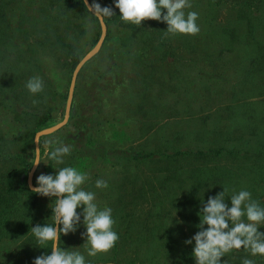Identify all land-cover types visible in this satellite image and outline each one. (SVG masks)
Masks as SVG:
<instances>
[{
    "label": "rangeland",
    "instance_id": "374dc122",
    "mask_svg": "<svg viewBox=\"0 0 264 264\" xmlns=\"http://www.w3.org/2000/svg\"><path fill=\"white\" fill-rule=\"evenodd\" d=\"M96 2L111 7L114 19H97L83 0L0 5V213L10 212L0 264H33L51 253L31 228L52 223L54 198L28 189L65 166L88 174L82 187L99 208L112 209L119 239L88 256L81 206L76 231L61 234L62 248L80 251L88 264H195V242L185 241L200 230L208 197L224 187L229 207L240 190L264 203V181L252 191L264 163L254 166L242 153H194L260 146L249 129L257 120L261 128L264 117V3L253 11L240 0H190L185 12L199 14L193 36L165 35L164 21L121 23L114 0ZM33 76L44 82L35 95L25 87ZM36 139L39 167L31 165ZM48 139L72 146L63 164L48 159L58 146ZM97 180L108 187L97 188ZM235 258L242 264L254 256L241 248L221 260Z\"/></svg>",
    "mask_w": 264,
    "mask_h": 264
},
{
    "label": "clouds",
    "instance_id": "9594fccd",
    "mask_svg": "<svg viewBox=\"0 0 264 264\" xmlns=\"http://www.w3.org/2000/svg\"><path fill=\"white\" fill-rule=\"evenodd\" d=\"M89 13L97 19L111 18L115 15L111 7H101L96 0L91 4L83 0ZM119 9L120 19L137 26L144 20L164 21L167 24L165 35H197L200 31L196 21L199 14L195 11L185 12L191 8L190 0H114ZM162 9L166 12L162 13ZM26 89L33 95L44 90V82L39 76L29 78ZM35 105L38 101L33 100ZM34 150L31 165L41 164L40 142ZM46 145L57 144L48 153L51 159L60 165L64 157L72 151L71 145H66L58 139L45 140ZM89 179L86 172L75 167L65 166L56 169V174H40L36 177L37 186L31 192L53 199L52 223L43 226L37 224L31 228V233L39 245L50 244L51 253L37 256L33 264H88L85 255L78 250L69 251L61 247V234L75 232L81 222V213L77 209L83 206V224L86 232L85 251L90 257L98 253H107L116 244L119 236L113 230L115 220L110 207L99 208L95 202V193L85 190L82 186ZM97 188L108 187L104 180L95 182ZM227 188L215 196H210L200 209V228L194 236L186 240V244L195 242L192 255L195 264H226L221 258L233 250L246 249L252 256H264V232L258 231L264 225V207L253 200L248 190H240L230 195L231 206L225 203ZM246 217V220L244 219ZM207 225L205 228L204 226ZM242 264H255L252 259L244 258Z\"/></svg>",
    "mask_w": 264,
    "mask_h": 264
},
{
    "label": "trees",
    "instance_id": "16d2710c",
    "mask_svg": "<svg viewBox=\"0 0 264 264\" xmlns=\"http://www.w3.org/2000/svg\"><path fill=\"white\" fill-rule=\"evenodd\" d=\"M82 3V0H79ZM242 6L248 7L249 9H252L253 11H258L260 6L264 3V0H240L239 2ZM2 4L5 5V0H0V5ZM116 8V7H115ZM118 9V8H116ZM119 10V9H118ZM0 11H2L0 13V18H3L5 15V12H3V8L0 9ZM110 19H114L113 17L111 18H107L105 17L106 23H108L110 21ZM120 22L122 23L123 21L120 20ZM132 23H127V25H131ZM78 61V58H74L73 59V64L75 65ZM252 103L251 105H254L255 103ZM254 119H258L257 116H253ZM261 128H259L260 124H258V120L257 122L254 123V125H252V127H250L249 129V135H253L256 136V143H259L260 146L254 149H247V150H241V149H236L235 147L233 149H229L223 146H218L216 148H208L206 150H199V152H194V153H212V154H221V153H233V154H239L242 153V155L244 156H248L249 158L252 159V165H256V163H264V117L261 118ZM180 152H175L173 155H177ZM10 154V153H9ZM8 154V155H9ZM262 180L264 181V176L257 175L256 178H254L253 183L255 184V186H253V194L257 195L258 192V184L262 182ZM258 183V184H257ZM31 192V189H28V193ZM261 205V207H264V203H259ZM10 212H3L2 214L0 213V230H2L4 228V217L9 214ZM260 232H264L263 230H259ZM187 251V250H186ZM185 258H187V255L185 256ZM184 258V259H185ZM255 261V264H264V256L261 255H256L254 256V258L252 259ZM233 264H239L238 258H235L232 260Z\"/></svg>",
    "mask_w": 264,
    "mask_h": 264
}]
</instances>
